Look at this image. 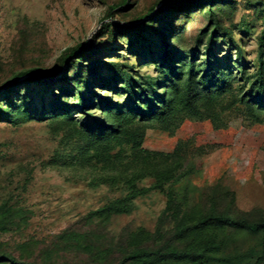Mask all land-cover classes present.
Listing matches in <instances>:
<instances>
[{
  "label": "rangeland",
  "instance_id": "obj_1",
  "mask_svg": "<svg viewBox=\"0 0 264 264\" xmlns=\"http://www.w3.org/2000/svg\"><path fill=\"white\" fill-rule=\"evenodd\" d=\"M161 1L130 0L131 5L123 9L121 0H0V90L29 77L27 71L32 68L49 71L51 81L63 84L65 79L60 78L65 72L72 74L73 71L70 62L79 60L78 56L92 48L101 52L98 61L102 62L97 66L99 69L92 82L100 81L101 77L112 85L108 76L114 62L129 68L135 75L159 76L160 63L171 62L178 55L173 30L176 27L183 29L181 44L189 49L207 22L205 9L178 19L177 16L182 17L194 9L195 0H186L188 3L180 6L174 17H165L157 24L164 34H157L153 28L139 36L133 34L132 27L136 22L153 16L166 0L154 11L151 7ZM234 2L235 8L225 14L222 21L233 34L218 37L214 60L220 59L223 65L236 72L241 66L237 62L239 48L248 73L253 74L259 67L260 57L263 55L264 58V44L260 42L264 20L256 13V6L262 0ZM113 5L118 6L112 10ZM106 23L112 24L116 32L114 37L111 30L102 33ZM206 45L204 42L194 55L197 63L206 59ZM74 48L76 52L71 54L69 51ZM83 63L90 64L86 60ZM89 73L93 74L92 71ZM243 82V79L234 80V90L238 91ZM104 84L96 83L94 90L108 95L114 102L125 101V91L117 93L111 88L108 91L102 86ZM34 89H39V84H32L30 89L23 88L22 94L27 96L29 90ZM249 89L250 85L245 84L244 90ZM158 90L163 89L159 86ZM57 91L61 93L62 90ZM62 96L70 106L78 99L70 93H62ZM98 106H89L88 112L102 118ZM213 110V118H187L174 130L151 122L145 128L142 146L171 152L180 142L185 144V165L190 164L193 169L188 177L175 185L180 197L188 184H195L198 190L190 194V200L208 206L210 196L228 191L234 198L231 199V195L228 199L220 197L221 208L227 207L238 216L253 212V216L260 217L264 214V115L257 119L247 104L230 94ZM73 116L77 126L87 120L82 110L74 111ZM68 134L71 135V131L55 118L18 122L0 119V206L8 200L10 205L22 208L26 214L25 221L17 217L10 229L0 232V241L16 248L17 253L19 244L28 243L37 255L44 248L59 246V236L72 229L87 232L89 242L110 249L108 258L101 264H119L132 231L139 227L155 231L158 227L167 203L166 193L153 190L139 197L133 212L116 215L107 224L89 220L92 211L126 192L108 184L92 186L85 170L62 161L57 165L50 164L56 151L65 154L75 145L67 138ZM77 139L78 143L82 142L81 137ZM118 150L119 147L114 152ZM24 166L34 168V180L29 188L14 194L4 192L5 175L13 170L23 171ZM151 182L152 179L147 178L142 184L150 185ZM172 226L171 222L165 221L163 229L170 230ZM241 243L243 248L249 245L246 241ZM61 248L58 260L63 264H96L90 252Z\"/></svg>",
  "mask_w": 264,
  "mask_h": 264
},
{
  "label": "trees",
  "instance_id": "obj_2",
  "mask_svg": "<svg viewBox=\"0 0 264 264\" xmlns=\"http://www.w3.org/2000/svg\"><path fill=\"white\" fill-rule=\"evenodd\" d=\"M163 1L154 4L151 11ZM187 3L186 0H166L153 16L136 22L132 27L133 34L139 36L150 28L157 30V34H164L157 24L165 17H174L179 12L178 8ZM120 4L123 9L131 5L130 0H121ZM116 6L113 5L112 10ZM193 8L184 16H177L178 19L205 9L203 12L207 22L196 35L194 46L191 45L189 49L181 44L183 29L176 27L173 30L179 48L178 55L171 62L160 63L159 76L135 75L129 68L114 62L110 65L111 73L108 76L112 85L101 77L100 81L92 82L99 69L97 66L102 65L98 61L101 52L92 48L78 56L79 60L70 62L73 71L69 69L72 74L65 72L60 78L65 79L63 84L51 81L52 74L49 71L32 68L27 71L29 77L0 90L1 120L18 122L55 118L71 131L67 138L75 145L65 154L56 151L50 164L57 165L62 161L85 170L92 186L108 184L125 190L124 196L111 199L92 211L88 215L89 220L107 224L116 215L133 212L139 197L153 190L166 193L167 203L158 227L155 231L145 227L132 231L127 239L128 248L123 252L119 264H264V214L255 217L251 212L238 216L227 207L221 208L220 197L228 199V195H231V199L234 198V194L228 191L210 196L208 206L193 203L189 196L198 190L195 184H188L180 197L175 185L188 177L193 169L190 164L185 165V144L180 142L171 152L149 150L142 146L145 128L151 122L174 130L187 118H213L214 106L228 94L237 96L240 102L247 104L257 119L264 115L263 55L253 74L248 73L239 48L237 62L241 66L236 72L223 65L220 59L214 60V45L218 37L233 34L229 27L223 26L222 21L225 14L235 8L234 0H195ZM256 13L264 20V0L256 6ZM109 30L114 37L116 32L112 24L106 23L102 33ZM163 41L167 42L166 36ZM204 42L207 43V57L197 63L194 55H197ZM260 42L264 44V33ZM69 52L74 54L76 48ZM84 60L90 64H84ZM91 71L93 74L89 73ZM242 79L244 82L239 90H234L233 81ZM99 82L105 83L102 86L108 91L110 88L117 93L125 91L127 98L123 102H114L108 95L99 94L94 90L95 84ZM32 84H39V89L29 90L24 96L22 89H30ZM245 84L250 85L249 91L244 90ZM159 86L163 90H158ZM57 89L62 90L61 93ZM62 93H70L78 96V99L70 106L61 98ZM94 104L99 105L102 118L88 112L89 106ZM76 110L84 111L87 118L81 126L73 121ZM78 136L82 142L78 143ZM117 147L119 150L114 152ZM23 169L5 175L6 185L2 186L4 192L14 194L29 188L34 180V168L24 166ZM147 178L152 179L151 184L143 185L142 182ZM25 216L22 208L14 207L6 200L0 206V232L10 229L17 217L25 221ZM165 221L173 224L170 230L163 229ZM59 238V246L44 248L37 255L31 251L28 243L19 244L17 253L16 248L14 250L9 244L0 241V264H63L58 260L61 247L90 252L96 264L106 261L110 254V249L96 246L97 242H89L87 232L67 229ZM241 241L249 245L243 248Z\"/></svg>",
  "mask_w": 264,
  "mask_h": 264
}]
</instances>
